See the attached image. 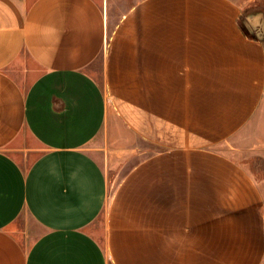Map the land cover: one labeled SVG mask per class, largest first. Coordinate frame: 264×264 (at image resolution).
Returning a JSON list of instances; mask_svg holds the SVG:
<instances>
[{"label": "crops", "instance_id": "crops-1", "mask_svg": "<svg viewBox=\"0 0 264 264\" xmlns=\"http://www.w3.org/2000/svg\"><path fill=\"white\" fill-rule=\"evenodd\" d=\"M125 26L132 45L118 47ZM129 64L164 90L146 117L121 115L131 130L164 153H216L264 110V0H0V264H109L89 229L109 191L89 144L116 129L95 73ZM222 156L185 157L164 198L178 206L164 204L135 264H264V194ZM223 165L238 170L230 190ZM26 217L41 228L30 243L15 225Z\"/></svg>", "mask_w": 264, "mask_h": 264}, {"label": "rangeland", "instance_id": "rangeland-1", "mask_svg": "<svg viewBox=\"0 0 264 264\" xmlns=\"http://www.w3.org/2000/svg\"><path fill=\"white\" fill-rule=\"evenodd\" d=\"M136 26L142 30V24ZM115 28L111 27V34ZM128 33L130 28L125 26L123 32L119 34L123 38L115 43L118 47L132 45L131 35ZM128 66L129 69L123 65L125 70L122 67L119 69L120 73L110 72L111 81H107L103 71L98 70L95 73L109 99L111 110L109 125L116 129L101 131L89 144V150L104 167L109 182L105 206L89 229L104 248L109 264H135L143 248L146 249L144 246L146 244L143 245L144 241L159 239L163 230L164 204L168 207L178 206L175 205L174 200L165 199L167 201H164V198L169 192L180 191L175 179L182 174L183 168L180 165L185 163L186 156H190L194 162L201 159L202 155L209 164L212 159L221 162L222 155L229 157L255 180L262 192L264 189V110L260 116H257L259 119L255 124L249 126L245 132L215 145L218 148L216 153L209 151H204L203 154L188 153L181 152L179 149L164 153L165 146L150 138L147 131L131 130L132 124H135L138 119H132L135 120L133 122L121 116L131 114L133 118V114H136L139 118L146 117L150 106L148 97L154 93L163 95L164 92L163 88L148 87L147 72L132 71L131 64ZM181 90L184 91L179 88L173 89L177 91V95ZM174 148L179 147L174 146ZM219 153L220 160L213 158ZM31 155L28 159L21 158L20 154L19 160L29 163L36 156V154ZM187 162L189 161L186 160ZM223 163L221 162L220 165ZM191 170L196 172L195 168ZM207 170L211 174V169ZM232 170H235V176L238 178L236 168L227 165L219 168L220 190L232 188V185L227 184L225 180L229 173L233 174ZM236 191H241L239 185ZM235 202L229 200L228 204ZM15 225L26 231L28 243L41 232V228L33 223L30 217L20 218Z\"/></svg>", "mask_w": 264, "mask_h": 264}, {"label": "trees", "instance_id": "trees-1", "mask_svg": "<svg viewBox=\"0 0 264 264\" xmlns=\"http://www.w3.org/2000/svg\"><path fill=\"white\" fill-rule=\"evenodd\" d=\"M263 194H264V189H263Z\"/></svg>", "mask_w": 264, "mask_h": 264}]
</instances>
